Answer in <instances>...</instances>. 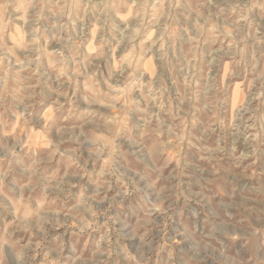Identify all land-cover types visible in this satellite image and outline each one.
I'll return each mask as SVG.
<instances>
[{"label": "rangeland", "instance_id": "obj_1", "mask_svg": "<svg viewBox=\"0 0 264 264\" xmlns=\"http://www.w3.org/2000/svg\"><path fill=\"white\" fill-rule=\"evenodd\" d=\"M0 264H264V0H0Z\"/></svg>", "mask_w": 264, "mask_h": 264}]
</instances>
